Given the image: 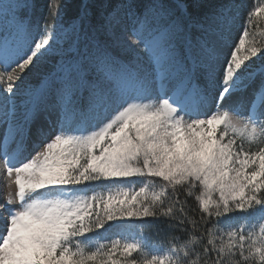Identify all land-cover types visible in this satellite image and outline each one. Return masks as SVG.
I'll return each mask as SVG.
<instances>
[{
	"label": "snow or ice",
	"instance_id": "snow-or-ice-1",
	"mask_svg": "<svg viewBox=\"0 0 264 264\" xmlns=\"http://www.w3.org/2000/svg\"><path fill=\"white\" fill-rule=\"evenodd\" d=\"M34 7L0 0V264H264V0L237 37L231 0ZM150 219L185 236L149 245Z\"/></svg>",
	"mask_w": 264,
	"mask_h": 264
},
{
	"label": "trees",
	"instance_id": "trees-1",
	"mask_svg": "<svg viewBox=\"0 0 264 264\" xmlns=\"http://www.w3.org/2000/svg\"><path fill=\"white\" fill-rule=\"evenodd\" d=\"M48 2L49 0H34L35 7L31 13V18L33 24L36 22H43L45 17L47 16V11H48ZM186 2L190 5L189 11L192 12L194 15H203L206 12L211 11L215 7L222 5L224 3L229 2V0H186ZM197 2L199 7L194 9L191 7V5ZM231 2H234L235 4L241 5L239 8V13H241V18L239 20V24L241 25L245 14L250 10H248L244 3L243 0H231ZM60 3L63 5V21L65 26H69L76 15L78 14L79 10V4L80 0H60ZM254 6V5H253ZM255 31L257 33V39H264V37L260 36L261 32H264V20H260L257 22L256 25H254ZM55 61L50 60L48 64L45 66V71L51 70L52 67L54 66ZM27 75V73H25ZM39 79V76L37 74H33L32 76L29 77V82L35 83ZM25 99L24 97H17V105L18 109L19 106L22 103V100ZM86 191H94L98 186H84ZM103 190L102 188L99 189V191ZM183 198V197H182ZM188 206L191 208H195L196 204L195 201L192 200L191 198H188ZM189 214H195L199 215V213H189ZM239 214V213H238ZM238 214H231L232 216H237ZM240 216H243L242 213H240ZM108 226L106 225V228ZM130 233H124L125 235L131 237V236H139L140 230L137 228L136 224L135 226L131 227ZM126 231V230H125ZM107 231L101 230V240H110L112 238H118L120 235H111L108 236L106 234ZM143 236L146 238L147 242L149 245H155L158 249L162 247L166 248L168 246L169 241L173 238L176 237L177 240H182L183 237L185 236V233L179 231V230H173L169 227L168 222L163 219H157V220H151L150 223H147L144 228H143ZM139 254H133V259L137 257Z\"/></svg>",
	"mask_w": 264,
	"mask_h": 264
},
{
	"label": "rangeland",
	"instance_id": "rangeland-1",
	"mask_svg": "<svg viewBox=\"0 0 264 264\" xmlns=\"http://www.w3.org/2000/svg\"><path fill=\"white\" fill-rule=\"evenodd\" d=\"M256 2H258V0H243V3H244V5H245V7L249 10L251 7H253V5L256 3ZM240 19H242L241 18V13H239L238 14V18H237V21H236V25H235V28H234V31H233V36L234 37H237L239 34H240V24H239V20ZM242 23H243V21H242ZM241 23V24H242ZM70 30V29H69ZM115 51V54L116 55H122L123 56V58H125V59H130L131 58V54L129 53V54H124V53H122L121 52V50L120 49H115L114 50ZM141 55H143L142 53H141ZM256 60H259V57H256L255 58ZM250 98V91H249V93H245V94H243V96H238V97H236V98H234V101H233V103H235L237 100H244V101H247V99H249ZM37 126H43V127H45V128H47V124H46V122L43 120V119H40V120H38L37 121V123L35 124V125H33V135H32V140H36L37 139V137H36V135H35V129H36V127ZM3 132H4V128H3V126H0V144H2L3 143ZM50 138V137H49ZM33 152H34V149L32 148V145H31V141L29 142V147H28V151L25 153V155H31V154H33ZM14 185L12 186V189H9V190H14ZM99 189H101V187L100 186H98L96 189H94V191H99ZM91 192V191H90ZM234 214H238V212L237 213H234ZM236 217H242V216H240V213L236 216ZM225 220H227L228 218L227 217H225L224 218ZM233 224H238V223H240V220L239 219H237V220H235V221H233L232 222ZM133 226H135V224L134 223H129L128 225H127V228L125 229L126 231H124L123 233H121V231L119 230V229H115V228H111V229H109L107 232H106V234L108 235V236H111V235H121V234H124V233H130V228L131 227H133ZM125 235V234H124Z\"/></svg>",
	"mask_w": 264,
	"mask_h": 264
}]
</instances>
